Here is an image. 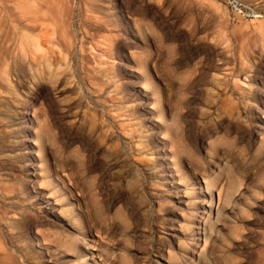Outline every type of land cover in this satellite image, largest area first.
Returning a JSON list of instances; mask_svg holds the SVG:
<instances>
[{"label":"clouds","instance_id":"9594fccd","mask_svg":"<svg viewBox=\"0 0 264 264\" xmlns=\"http://www.w3.org/2000/svg\"><path fill=\"white\" fill-rule=\"evenodd\" d=\"M0 264H264V0H0Z\"/></svg>","mask_w":264,"mask_h":264}]
</instances>
